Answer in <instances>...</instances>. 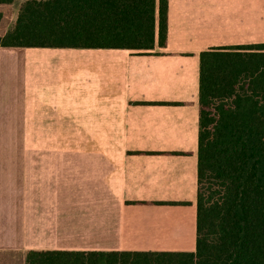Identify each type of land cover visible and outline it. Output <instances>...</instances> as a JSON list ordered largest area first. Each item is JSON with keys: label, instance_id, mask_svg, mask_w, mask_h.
Wrapping results in <instances>:
<instances>
[{"label": "crops", "instance_id": "1", "mask_svg": "<svg viewBox=\"0 0 264 264\" xmlns=\"http://www.w3.org/2000/svg\"><path fill=\"white\" fill-rule=\"evenodd\" d=\"M194 1L170 0L164 47L0 46V264L195 250L213 6Z\"/></svg>", "mask_w": 264, "mask_h": 264}, {"label": "trees", "instance_id": "2", "mask_svg": "<svg viewBox=\"0 0 264 264\" xmlns=\"http://www.w3.org/2000/svg\"><path fill=\"white\" fill-rule=\"evenodd\" d=\"M0 0V46H166L170 0ZM194 251L31 250L26 264H264V41L200 54Z\"/></svg>", "mask_w": 264, "mask_h": 264}, {"label": "rangeland", "instance_id": "3", "mask_svg": "<svg viewBox=\"0 0 264 264\" xmlns=\"http://www.w3.org/2000/svg\"><path fill=\"white\" fill-rule=\"evenodd\" d=\"M23 1H16L13 10L19 9ZM194 2L207 5L212 3L213 11L207 12H210L213 18V46L264 41V0H196ZM28 148L29 140L23 139L22 150H29Z\"/></svg>", "mask_w": 264, "mask_h": 264}]
</instances>
